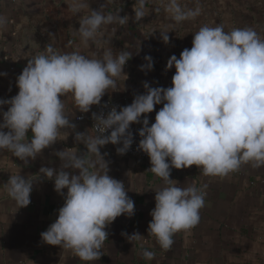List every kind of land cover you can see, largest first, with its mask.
<instances>
[{
  "label": "clouds",
  "instance_id": "1",
  "mask_svg": "<svg viewBox=\"0 0 264 264\" xmlns=\"http://www.w3.org/2000/svg\"><path fill=\"white\" fill-rule=\"evenodd\" d=\"M67 2L79 16L77 50L61 53L46 45L17 77L18 94L0 99V110L8 105L0 122V151L7 150L26 164L60 140L62 130L76 129L65 114L62 97L71 95L78 111L88 113L109 89L116 88L118 78L128 79L124 68L130 53H114L104 29L123 26L129 17L105 12V5L94 10L88 0ZM146 4L147 0H136L133 5L136 21L147 15ZM165 11L177 23L201 14L199 7L185 9L179 0H166ZM6 25V17L0 15V31ZM160 33L168 43V32ZM93 46L97 51L88 55L79 50ZM144 59L147 63L140 70H153V58ZM173 66L171 87L145 82V94L135 96L130 105L119 111L112 107L107 114L93 113L95 134H75L76 143L86 151L66 148L55 153L61 161L59 169L41 167L40 173L53 180L54 190L64 196L57 219L41 233L44 243L70 251L85 264L101 258L109 235L106 228L121 215L133 216L135 204L123 182L108 174L100 149L109 143L122 145L117 153L126 154L134 140L131 125L141 123L142 117L138 149L149 156V170L164 181L156 191L148 227L162 250L172 247L175 235L190 234L205 206L207 185L178 186L170 178L172 168L195 165L203 176L223 178L244 164L264 166V37L252 27L225 31L223 25H204L194 33L190 49L185 48L179 58L174 54L169 58L167 70ZM161 104L149 126L146 114ZM33 185L23 175L11 174L0 194L6 193L19 208L27 207ZM142 256L151 260L154 254L144 250Z\"/></svg>",
  "mask_w": 264,
  "mask_h": 264
},
{
  "label": "crops",
  "instance_id": "2",
  "mask_svg": "<svg viewBox=\"0 0 264 264\" xmlns=\"http://www.w3.org/2000/svg\"><path fill=\"white\" fill-rule=\"evenodd\" d=\"M179 2L185 9L199 7L201 14L177 23L165 11L166 0H147V15L136 21L133 10L136 0L125 5L120 0H88L94 10L105 5V12H119L129 17L123 26L114 24L104 29L105 39L111 41L114 53L124 50L130 56L124 68L128 79L118 78L116 88L109 89L101 102L116 100L122 107L128 106L135 96L145 94V82L151 87H171L176 69L173 66L167 70V61L173 54L179 58L185 48L192 47L194 33L201 26L223 25L225 31L252 27L264 37V0ZM0 15L7 20L6 28L0 31V73L7 74L0 75V99L8 100L18 94L17 77L29 59L42 52L46 45L52 44L61 53L77 50L79 36L75 29L80 24L79 16L69 10L67 0H0ZM160 32H168V43L163 41ZM79 50L85 55L97 51L94 46ZM146 55L154 60L151 71L140 70L147 63ZM62 99L65 114L76 125L75 130H62L60 140L28 164L7 150L0 151V186L11 174H21L34 183L27 207L19 208L6 193L0 194V264H85L70 251L48 245L41 238L64 204V196L54 190L53 180L40 173L41 167L59 169L61 161L55 153L66 148L75 147L80 154L86 151L82 143H76L75 134L88 131L85 125L76 122L79 115L87 113L78 111L71 95ZM162 107V104L156 105L152 113L146 114L153 123ZM7 109L8 105H4L0 110V122L2 111ZM117 147L109 143L100 151L108 163V174L123 182L134 201L135 213L131 217H117L106 228L109 235L101 250L102 256L90 264H264V166L244 164L223 178L203 176L195 165L172 168L170 178L178 186L207 185L205 206L200 211L199 224L190 234L175 235L172 247L162 250L149 235L148 227L156 191L164 186V181L149 170L150 162L141 163L120 155ZM135 234L141 236L131 237ZM144 250L153 252L151 260L143 258Z\"/></svg>",
  "mask_w": 264,
  "mask_h": 264
},
{
  "label": "built area",
  "instance_id": "3",
  "mask_svg": "<svg viewBox=\"0 0 264 264\" xmlns=\"http://www.w3.org/2000/svg\"><path fill=\"white\" fill-rule=\"evenodd\" d=\"M112 107H116L117 110L119 111L122 106H121V103L116 101V100H105V101L101 102L100 105H95L90 110L89 113L79 115L76 118V122L78 124L85 125L89 132H91L92 134H95V129L92 128L94 125V120L92 119V114L93 113L100 114L101 112L107 114V112H109L112 109ZM148 119H149V126H150L151 123H153V120L149 117H148ZM142 121H141V123L131 125L130 131L133 133L134 140H133V144H132L131 148L124 155L129 156V157H133L141 163H148V162H150L149 156L147 154H145L142 150L138 149L139 141L141 139V137L139 136V129L143 127ZM109 134H110V130H109ZM118 146L121 147L122 145H118Z\"/></svg>",
  "mask_w": 264,
  "mask_h": 264
},
{
  "label": "water",
  "instance_id": "4",
  "mask_svg": "<svg viewBox=\"0 0 264 264\" xmlns=\"http://www.w3.org/2000/svg\"><path fill=\"white\" fill-rule=\"evenodd\" d=\"M129 2H130V0H120V4L121 5H125V4H127Z\"/></svg>",
  "mask_w": 264,
  "mask_h": 264
}]
</instances>
